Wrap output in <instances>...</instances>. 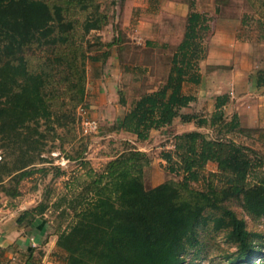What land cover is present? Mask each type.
<instances>
[{
  "label": "trees",
  "instance_id": "1",
  "mask_svg": "<svg viewBox=\"0 0 264 264\" xmlns=\"http://www.w3.org/2000/svg\"><path fill=\"white\" fill-rule=\"evenodd\" d=\"M56 1L0 0L1 137L9 138L27 129L29 124L49 117L45 95L50 78L54 77L52 73L58 68L75 70L79 81L83 79L75 55L69 59L56 53L52 60H39L36 67L25 55V50L33 46L59 49L68 43L67 34L73 23L65 19L63 7ZM71 1L86 9L93 0ZM208 24V19L198 12L187 15L182 39L171 55L163 83L132 102L117 121V131L132 134L142 142L151 130L170 125L176 118L184 122L194 118L180 112L193 100L182 89L185 84L199 83L198 63L205 52L201 31L209 29ZM99 29L97 21L84 25L86 32ZM257 83L264 85V72L258 74ZM78 93V102H82L84 88L79 87ZM225 103L223 96L216 98L213 123L221 119L220 108ZM128 153L142 157L145 162H129L124 158ZM174 156L177 161L171 153H162L169 173L180 180L169 179L151 189L144 186V170L149 159L136 148L109 162L101 175L89 172L91 186L71 203L74 222L57 238L61 261L64 264H177L185 241L203 211L217 209L220 202L232 195L242 194L244 209L264 217V163L252 149L188 132L174 138ZM208 163L216 165L215 177L224 179L221 191L207 184L201 175ZM198 182L204 184L203 189L191 188ZM224 215L231 229L230 237L240 251V260L249 262L253 248L243 222L229 210ZM33 219L32 211H25L18 222L31 223Z\"/></svg>",
  "mask_w": 264,
  "mask_h": 264
},
{
  "label": "rangeland",
  "instance_id": "2",
  "mask_svg": "<svg viewBox=\"0 0 264 264\" xmlns=\"http://www.w3.org/2000/svg\"><path fill=\"white\" fill-rule=\"evenodd\" d=\"M122 1L93 0L86 9H80L71 0L56 1L63 7L65 19L73 23V29L67 34L68 43L59 49L33 46L25 50V55L34 67L39 60L54 59L56 53L67 55L69 59L75 55L78 69L80 72L83 70V79L79 81L75 70L58 68L52 73L54 77L50 78L51 84L45 95L49 117L29 124L27 129L9 138L0 136V209L16 221L25 211H32V222L45 225L47 232L57 238L74 222L71 203L91 186L89 172L91 175H101L109 162L128 149L137 148L132 142H139L117 133L115 127L121 117L113 124H106L98 117V122L95 119L96 129L88 125L95 114L88 108L89 93L93 89L91 77L108 67H114V63H110L111 54H118L120 70L130 72L129 68L134 65L150 63L154 69H151V73L164 78L171 55L184 33L186 19L183 21L182 15L185 10L187 15L195 11L208 19L209 29L201 31L204 50L212 32L210 23L217 19L219 23L222 22L220 26L225 30L223 34L226 40L243 38L264 42L263 0H144L141 4L145 5L137 6L136 10L134 8L132 18L125 19L129 23L125 30L119 26L121 16L118 13ZM166 2L183 6L178 10L181 18H167L166 22L174 25L177 32L172 35L170 32L154 31L152 44H144V33L137 32L134 27L146 18L153 25H159L158 12ZM117 16H120V20ZM88 21H97L100 29L86 32L84 25ZM176 40L177 44L172 45L171 42ZM90 57L96 60H90ZM134 74L137 79L121 82L118 103L134 101L146 93L148 87H154L152 83L156 84H147L149 80L139 71ZM79 87L84 88L82 102H78ZM163 141L158 143L162 144ZM142 142L152 163L146 171L145 188L151 189L169 179L178 181L180 177L169 173L167 163L161 164L159 161L162 151L156 149L158 144ZM259 147L253 151L264 163L261 153L264 148ZM124 158L131 163L145 162L142 157L131 153L124 155ZM215 173L216 165L207 164L201 175L207 179V184L221 191L224 179L215 177ZM191 188L201 190L204 184H192ZM220 196H223V192ZM242 199V194L228 196L217 209H205L185 241L177 264H264V217L248 213ZM225 210L241 220L248 232V242L253 248L249 262L240 260V251L230 237L231 229L226 224ZM219 219L224 222L219 224ZM61 253L58 249L55 257L64 264Z\"/></svg>",
  "mask_w": 264,
  "mask_h": 264
},
{
  "label": "crops",
  "instance_id": "3",
  "mask_svg": "<svg viewBox=\"0 0 264 264\" xmlns=\"http://www.w3.org/2000/svg\"><path fill=\"white\" fill-rule=\"evenodd\" d=\"M143 1H122L124 6H122L123 3L119 6L120 13H118L121 20L120 16H117L121 30H125V26L128 27L129 23L125 19L132 18V10L134 8L136 10L137 6L145 5L141 4ZM182 7L181 4L166 2L158 12L159 25H153L146 18L137 27L135 26L134 30L144 33L146 39L144 44L147 45L155 40L152 36L154 31L165 34L170 32L173 35L177 32L176 27L166 23L167 18L172 20L181 18L178 10ZM186 15L187 10L184 11V16L182 15L183 21ZM219 22L217 19L216 22L210 23L212 32L206 43L204 58L198 63L199 83L197 85L185 84L182 89L183 93L193 97V100L180 112L194 118L187 122L176 118L170 125L151 130L148 138L142 142L152 141L158 144L156 149L162 151L159 156L161 164L166 163L162 158V153L166 152L171 153L173 159L177 161L174 156V138L188 132H199L209 139L232 141L255 151L258 150V146L264 148V85L258 86L257 83L258 74L264 72V42L243 38L226 40L223 34L225 30L223 31L224 28L220 26L222 22ZM177 42L178 40L171 44L175 46ZM118 61L119 56L114 52L110 59L114 67H108L99 75L96 73L91 77L93 89L89 93L88 108L95 113L93 116L96 117L92 116L94 122L100 117L101 119L98 118L100 121L113 124L118 117L130 109L133 99L126 104H120L118 103V92L121 82L138 78L134 74L135 71L141 72L149 80L147 84L156 82V84L152 83L154 87L147 88L146 93L155 91L163 83L168 72L167 68L164 78L159 77L155 72L151 73L153 65L150 63L128 67L130 72H125L119 69ZM219 96L226 98V103L220 108L221 119L213 123L216 98ZM117 133L131 140H137L132 134L122 131H117ZM161 140H164V143H158ZM132 143L137 147V151L150 158L144 144ZM261 153L264 156V150ZM151 166L150 161L144 170L145 176L147 169L149 170ZM196 184L201 183L193 185ZM36 224V222L32 224L24 221L18 222L0 209V264H61L60 260L55 257L58 250L57 237L49 234L48 227H44L45 225Z\"/></svg>",
  "mask_w": 264,
  "mask_h": 264
},
{
  "label": "built area",
  "instance_id": "4",
  "mask_svg": "<svg viewBox=\"0 0 264 264\" xmlns=\"http://www.w3.org/2000/svg\"><path fill=\"white\" fill-rule=\"evenodd\" d=\"M88 125H89L91 128H93V129H96V128H97V124H96V122H94V121H91L90 123H88Z\"/></svg>",
  "mask_w": 264,
  "mask_h": 264
}]
</instances>
